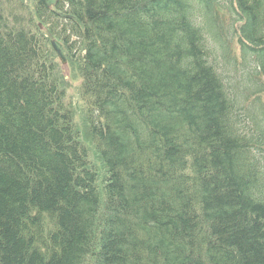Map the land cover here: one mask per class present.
<instances>
[{"label":"trees","instance_id":"16d2710c","mask_svg":"<svg viewBox=\"0 0 264 264\" xmlns=\"http://www.w3.org/2000/svg\"><path fill=\"white\" fill-rule=\"evenodd\" d=\"M200 1L237 3L264 74V0ZM60 4L10 19L0 3V264H264L263 199L188 3ZM56 16L69 19L82 129L36 33L34 17L58 28Z\"/></svg>","mask_w":264,"mask_h":264},{"label":"rangeland","instance_id":"374dc122","mask_svg":"<svg viewBox=\"0 0 264 264\" xmlns=\"http://www.w3.org/2000/svg\"><path fill=\"white\" fill-rule=\"evenodd\" d=\"M209 56L213 67L217 69L220 77L223 79L227 94L236 100L235 111L239 131L242 133H253L255 143L260 140V135L256 132L255 122L253 121L254 111L251 103L254 94L250 87H253L255 83H257V78L254 77L256 74L255 65H253L251 61L241 63L240 59L236 64L230 53L223 54L219 50L214 53L211 52ZM78 86L79 84L77 83L72 84L67 93V95L71 97L73 103L78 101L76 96ZM77 117H80V112H78ZM262 167H264V160L262 162Z\"/></svg>","mask_w":264,"mask_h":264},{"label":"bare ground","instance_id":"6f19581e","mask_svg":"<svg viewBox=\"0 0 264 264\" xmlns=\"http://www.w3.org/2000/svg\"><path fill=\"white\" fill-rule=\"evenodd\" d=\"M93 117H94V123H93V125L91 126L92 127V129H93V127H94V125L96 126V124H98L99 122H102L104 119H103V117L100 115V114H98V113H95L94 115H93ZM96 131L98 130L97 128H94ZM84 146H85V148H86V150L88 151V152H93L92 151V145L91 144H89V143H86V144H84ZM263 147H264V145H263ZM143 171V170H142ZM143 172H145V171H143ZM250 174H252V176H253V178H255V179H260V175H261V171H260V169L258 168V167H253V169H251V170H249L248 171ZM146 173V172H145ZM210 176L211 175V172L209 171V170H206V175H205V178H206V180H207V176ZM105 183V180L104 179H102V180H100L99 181V184H104ZM262 199V198H261ZM261 204L264 206V201L262 200V202H261ZM42 221V220H41ZM97 222V221H96ZM48 229V228H47ZM53 231L51 230V231H48V232H46L45 234H44V236H43V240L42 241H49L51 238H52V235H53ZM99 238V240H101V236L100 237H98ZM37 247H38V249L41 251L40 252V255H42V254H44V255H46L45 257L49 260V259H51L52 257H53V255L50 253V252H48V250H47V248H43V246H41L40 244H38L37 245Z\"/></svg>","mask_w":264,"mask_h":264}]
</instances>
